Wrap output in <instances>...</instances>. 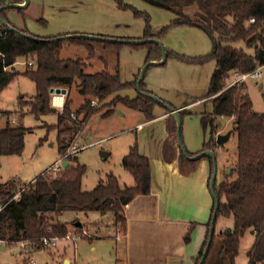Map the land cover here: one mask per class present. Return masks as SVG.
I'll return each mask as SVG.
<instances>
[{"label":"trees","instance_id":"obj_1","mask_svg":"<svg viewBox=\"0 0 264 264\" xmlns=\"http://www.w3.org/2000/svg\"><path fill=\"white\" fill-rule=\"evenodd\" d=\"M156 1L177 14V18L165 26L160 34L176 25H190L204 29L212 37V50L205 56L186 57L165 49L167 58L174 57L184 63L201 65L210 60L214 62V70L205 96L212 103L213 111L200 117L204 130L208 126L211 127V137L203 142L198 151L188 152L186 149V152L189 157L205 150L215 153L217 144L214 133L218 127L216 118L232 120L234 133L237 135V159L229 176L235 177L232 180L226 178L218 185L214 183V193L218 200L216 220L218 217L233 219L232 231L229 234H219L222 239L221 253L227 264H235L240 238L247 229H252L254 242L247 253L246 264H264V112L253 110L244 82L229 87L225 83V77L230 72L247 73L264 63V0ZM23 2L24 0L20 1ZM3 4L0 2V6ZM192 6L197 9L195 19L183 12L185 8ZM5 9L0 11V17L10 25ZM251 18L254 22H250ZM17 30V32L9 30L0 25V90L15 77L16 72L13 67L20 57L26 60L27 68L24 75L33 81L36 87L35 95L29 99L19 97V105L25 107L28 113L38 118L42 114L56 112L57 108L51 104V90L55 87L68 89L61 111L56 112L58 120L55 127L58 128L59 151L62 156L66 154L68 143L71 141L66 142V140L74 137L90 115L99 109L94 105L95 100L102 101L122 87L137 88L138 86L139 93L135 98L117 95L111 103H122L139 111L146 121L153 119V107L160 103L155 101L151 97L153 93L146 89L144 77L138 82L139 75H137L133 81L121 83L118 72L85 73L81 58L63 59L60 57V52L65 43L81 45L88 50V57L91 58L95 54L94 41H101L105 49L116 51L122 44L133 47L143 45L147 48L145 58L147 63L162 59L161 49L156 43L131 44L112 41L110 39L114 37L104 36L103 39L98 40L68 37L67 33L40 37L26 30ZM143 38L159 39L160 37L153 35L146 26L144 35L139 39ZM115 39L119 40V38ZM236 42H241L244 48L234 46ZM245 49H251L252 52L249 53ZM71 87H75L83 97L82 103L76 109L72 107V100L68 96ZM162 102L165 104L164 101ZM164 104L160 105L165 108ZM184 111L185 109L177 111L180 118ZM72 114L74 118L71 117ZM166 129L176 141V121L172 114H168L166 118ZM27 130L23 126L12 125L9 121L0 127V156L20 155L24 148V134ZM73 155H67L63 159L68 164L61 167V172L53 176L46 170L21 191L17 198H14L15 194L10 191H0L3 205L0 211V241L5 244L27 242L34 250L43 249L42 238H61L67 235L66 224L52 223L54 215L67 211L84 214L110 213L114 227H119L122 233L125 232L124 207L136 196L150 193L152 167L149 158L140 154L137 143H134L122 158V167L133 177L132 186H122L115 175L108 174L105 180H100L92 190L84 191L81 181L85 166ZM203 158L190 160L179 151L180 174L187 176L192 173ZM211 173L212 166L210 178ZM213 210L214 200L207 232L194 264H198L206 248ZM189 231L190 229L186 237L189 236ZM214 236L213 234L203 264H206L213 250Z\"/></svg>","mask_w":264,"mask_h":264},{"label":"rangeland","instance_id":"obj_2","mask_svg":"<svg viewBox=\"0 0 264 264\" xmlns=\"http://www.w3.org/2000/svg\"><path fill=\"white\" fill-rule=\"evenodd\" d=\"M0 2L4 3L2 6L22 5L20 8L8 7L4 12L15 29L26 30L35 36L48 37L67 33V36L88 35L140 40L148 26L153 35L160 37L157 40L165 49L179 55L205 56L213 47L211 37L198 26L176 25L160 34L165 26L177 18V14L145 0H28L27 4L25 1L19 3V0ZM183 12L192 19L196 18L195 6L187 7ZM234 46L244 48L241 42H236ZM93 47L95 54L89 58L88 50L84 46L65 43L60 57L81 58L85 73L118 72L121 83L133 81L145 65L147 48L143 45L133 47L122 44L116 51L105 49L101 41H94ZM245 50L252 52L251 49ZM13 68L15 77L0 90V127L9 121L12 125L23 126L28 130L24 134V148L20 155L0 156V191H10L18 196L21 190L56 165V160L63 156L59 151L58 128L55 127L58 120L56 112L61 109L57 108L56 112L45 113L38 118L28 113L25 107L19 105V97L29 99L35 95L36 87L34 82L24 75L27 68L24 58H18ZM213 70L212 60L200 65L168 57L164 64L148 67L143 76L146 89L152 92L153 96L172 107L185 109L180 118V135L188 152L198 151L203 142L211 137V127L208 126L204 130L200 117L213 111L212 103L205 97ZM262 74V79L249 77L244 81L252 108L260 113L264 112V68ZM225 83L228 85L229 81L225 80ZM138 93L137 88L122 87L102 101L95 100L94 105L99 109L90 115L74 137L66 140H71L69 147L78 148L73 157L85 166L81 181L84 191L92 190L100 180H105L108 174L115 175L122 186H132L133 178L122 167L123 156L134 143H139L141 149H144L145 146L152 145V142L160 141L167 133L163 120L158 118L166 111L160 104L153 107V119L146 121L139 111L122 103H111L117 95L135 98ZM68 96L74 109L83 101L75 87H71ZM62 98L65 101L66 95ZM216 125L218 127L214 140L215 134H226L233 128L232 120L223 117L216 118ZM167 145L165 152L170 150ZM103 152L109 156L105 157ZM215 155V184L218 185L226 178L234 179V175L229 176L231 171L226 173L229 167L235 166L237 159V135L234 131L223 146L215 148ZM126 176L130 178V182L124 185ZM111 220L110 213L84 214L67 211L54 215L52 223H66L68 239L60 238L55 246L43 247L40 250H34L33 246L27 244L26 251L22 248V242H0V264H117L116 255L119 252L116 250V240L112 237L114 225ZM75 222L82 224L81 229L85 234L82 235L81 231H78L79 228L74 226ZM115 228L121 231L119 227ZM232 228V217L217 218L214 224V247L206 264H227L221 253L222 239L219 234H227L228 229L230 233ZM253 242L254 232L247 229L240 238L235 264L248 262L247 253ZM64 259L69 262L65 263Z\"/></svg>","mask_w":264,"mask_h":264},{"label":"crops","instance_id":"obj_3","mask_svg":"<svg viewBox=\"0 0 264 264\" xmlns=\"http://www.w3.org/2000/svg\"><path fill=\"white\" fill-rule=\"evenodd\" d=\"M51 101L59 110L64 103L60 96L52 97ZM175 108L180 110L182 107ZM166 111L158 116L165 127L169 114ZM167 144L170 150L165 152ZM137 145L139 153L151 162L150 193L136 196L124 207V233L116 232L114 227L112 237L119 252L116 255L117 264H194L213 207L209 190L211 162L203 158L192 173L187 176L180 174L179 149L168 131L160 141L152 142L144 149L139 143ZM106 154L108 157L109 154ZM124 178L126 185L130 178ZM189 229V236L186 237ZM64 262L68 263L69 260L64 259Z\"/></svg>","mask_w":264,"mask_h":264},{"label":"water","instance_id":"obj_4","mask_svg":"<svg viewBox=\"0 0 264 264\" xmlns=\"http://www.w3.org/2000/svg\"><path fill=\"white\" fill-rule=\"evenodd\" d=\"M24 1L27 4L28 0H24ZM145 1L150 2V3H156V4L160 5V6H162L156 0H145ZM8 7L20 8V7H23V6L19 5V4L5 5V6L0 7V11L2 9L8 8ZM0 25L4 26L5 28H7L9 30H13V31H16V32L18 31L17 29L13 28L12 26H10L6 22H4V20L1 17H0ZM25 36L28 37V35H25ZM68 37H78V38L79 37H83V38H90V39H95V40L103 39V38H100L98 36H88V35H69ZM110 40H112V41H120V42H129L131 44H144V43L153 42V43H156L160 47L161 52H162V59L160 61H150V62L145 63V65L142 68L141 73L139 75L138 82L143 78L145 70L148 67L162 65L167 59L165 48L163 47L162 43L159 40H157V39H140V40H127V41H125V40H116V39H110ZM211 40H212V37H211ZM137 90H139L138 86H137ZM51 92H54L55 94H62V95H66L67 94V90L65 88L52 89ZM151 97L155 101L159 102L160 104H164L157 97H155L153 95ZM164 106L167 109L168 113L172 114V116L174 117V119L176 121L175 138H176V144L178 146L179 151L186 158H188L190 160H199V159H201L203 157H206V158H208L210 160L211 166H212V173H211V178H210V182H209V190H210L211 196H212V198L214 200V210H213L211 221H210V224H209V227H208V240H207L206 248H205V250H204V252H203V254H202V256H201V258H200V260L198 262V264H203V261H204L206 255H207L209 246H210L211 241H212V236L214 234V223H215V220H216V216H217L216 214H217V209H218V200L215 197V193H214V183H215L216 171H217L216 155L211 150H205V151L199 152L198 154H196V155H194L192 157H189L187 155L186 149H185V147H184V145L182 143V139H181V135H180L181 119H180V117H179V115L177 113L178 110L174 109L172 106H170L168 104H164ZM218 126H220V123H218ZM234 130H235V127H233L232 130L227 132L226 134H215V143L217 144V147L223 146L224 143L228 140L231 132L234 131ZM211 132H212V130H211ZM102 155H104L105 157L107 156V154L104 153V152L102 153ZM67 164H68V162L64 161L61 165L63 167H65ZM230 171H231V168L229 167L226 170V173L228 174ZM74 226L77 227V228H81L82 224L80 222H75ZM229 231H230V229L227 230V234H229Z\"/></svg>","mask_w":264,"mask_h":264},{"label":"built area","instance_id":"obj_5","mask_svg":"<svg viewBox=\"0 0 264 264\" xmlns=\"http://www.w3.org/2000/svg\"><path fill=\"white\" fill-rule=\"evenodd\" d=\"M250 22H254V19L251 18L250 19ZM263 68H264V63L258 65L254 70H252L250 72H247V73H238L236 71H232V72L229 73V74H231V76L227 75L225 77V80L227 82L229 81V84L227 86L229 87V86H232L234 84L243 83L249 77L254 78L256 80L262 79V77H263V74H262ZM56 88L62 89L60 87H55L53 89H56ZM51 95H52V97H55V96L62 97L63 96L62 94H55V93H51ZM61 109H62V107H61ZM71 117L74 118V114H72ZM77 151H78V148H76L75 146L69 147L68 150H67V152H66V154L62 157L61 160H63L67 155H73V154H75ZM61 160L58 161L56 163V165H54L53 167H51V168H49L47 170L50 175H53L54 176V175L58 174L61 171V167H62ZM21 191H23V190H21ZM19 195H20V193H19ZM19 195L18 196H15L14 198L19 197ZM2 208H3V205L0 203V211H1ZM78 231H81L82 235L85 234V232L82 229H80V228L78 229ZM116 232H120L118 228L116 229ZM61 238L68 239L69 236L68 235H65L64 237H61ZM58 239H60V238L59 237H44V238L41 239V243H42V246L43 247L51 248V247H53V246L56 245V241ZM0 242H3V241H0ZM22 243H24V245H23L22 248H23V250L26 251L27 244L28 243L27 242H22Z\"/></svg>","mask_w":264,"mask_h":264},{"label":"bare ground","instance_id":"obj_6","mask_svg":"<svg viewBox=\"0 0 264 264\" xmlns=\"http://www.w3.org/2000/svg\"><path fill=\"white\" fill-rule=\"evenodd\" d=\"M57 97V96H56ZM59 98V97H58ZM61 98V97H60ZM57 100H60V99H57Z\"/></svg>","mask_w":264,"mask_h":264},{"label":"flooded vegetation","instance_id":"obj_7","mask_svg":"<svg viewBox=\"0 0 264 264\" xmlns=\"http://www.w3.org/2000/svg\"><path fill=\"white\" fill-rule=\"evenodd\" d=\"M216 148H218L217 146H216ZM210 161V160H209Z\"/></svg>","mask_w":264,"mask_h":264}]
</instances>
